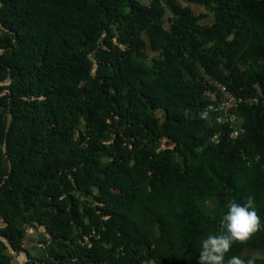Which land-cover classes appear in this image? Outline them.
<instances>
[{"label":"trees","instance_id":"obj_1","mask_svg":"<svg viewBox=\"0 0 264 264\" xmlns=\"http://www.w3.org/2000/svg\"><path fill=\"white\" fill-rule=\"evenodd\" d=\"M187 1L203 11L0 0V264L11 262L6 243L22 264H200L199 241L228 199L249 195L262 227L226 257L264 264V0ZM200 67L260 99L241 104L234 139L210 142L216 126L197 116L208 100Z\"/></svg>","mask_w":264,"mask_h":264},{"label":"clouds","instance_id":"obj_2","mask_svg":"<svg viewBox=\"0 0 264 264\" xmlns=\"http://www.w3.org/2000/svg\"><path fill=\"white\" fill-rule=\"evenodd\" d=\"M262 227V218L249 195L244 202L235 197L228 199L222 211L219 229L208 232L199 241L200 264H256L255 257L247 260L238 255L226 257L234 241H243Z\"/></svg>","mask_w":264,"mask_h":264},{"label":"built area","instance_id":"obj_3","mask_svg":"<svg viewBox=\"0 0 264 264\" xmlns=\"http://www.w3.org/2000/svg\"><path fill=\"white\" fill-rule=\"evenodd\" d=\"M199 71L202 80L207 84L205 94L208 100L198 110L197 116L208 125L216 126V130L208 137L209 141L219 142L222 131L229 138H236L244 132L242 117L239 113L241 104L256 102L260 99L256 96L250 97L235 93L224 82L206 73L202 67Z\"/></svg>","mask_w":264,"mask_h":264},{"label":"rangeland","instance_id":"obj_4","mask_svg":"<svg viewBox=\"0 0 264 264\" xmlns=\"http://www.w3.org/2000/svg\"><path fill=\"white\" fill-rule=\"evenodd\" d=\"M142 3H148L149 0H139ZM179 2L182 5H187L190 6L195 12H199V11H203V7L195 4L193 2L187 1V0H179ZM171 15L170 11L166 8L165 9V25H168V21H167V17H169ZM211 20V12H206V17H204L203 19H201V22H206V21H210ZM2 27L0 26V33H2ZM143 37L145 39V56L139 57V59L141 61H143L144 63H149L150 58L156 54L155 51L151 50L149 47V43L147 41L146 35L143 34ZM93 58V55H90ZM83 121L81 120L78 124V127H82ZM111 141V140H110ZM166 142L165 139H162L161 142V146H166ZM173 144H169V146H172ZM103 160H109L110 157L109 156H103L102 157ZM80 198H83V195H81L80 193L78 194ZM202 208L205 211H212L213 207H214V201L213 199H206L203 203H202ZM25 227V237H24V244L25 246L33 253V254H39L41 251V244L38 242L39 239V230L34 228L33 226L29 225V224H24ZM43 226H41L42 228ZM245 254H250V255H262L263 252L259 247H246L243 251ZM6 253L8 255L11 256V262L10 264H22L24 259H25V255L22 252H16L14 249H12L9 245H7L6 243Z\"/></svg>","mask_w":264,"mask_h":264}]
</instances>
